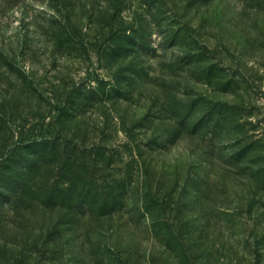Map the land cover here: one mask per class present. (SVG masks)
Listing matches in <instances>:
<instances>
[{"label": "rangeland", "instance_id": "rangeland-1", "mask_svg": "<svg viewBox=\"0 0 264 264\" xmlns=\"http://www.w3.org/2000/svg\"><path fill=\"white\" fill-rule=\"evenodd\" d=\"M24 72L34 109L106 94L87 159L16 188L0 159V264H264V0H0V82Z\"/></svg>", "mask_w": 264, "mask_h": 264}, {"label": "trees", "instance_id": "trees-1", "mask_svg": "<svg viewBox=\"0 0 264 264\" xmlns=\"http://www.w3.org/2000/svg\"><path fill=\"white\" fill-rule=\"evenodd\" d=\"M126 31L130 34H125V46L120 49L123 53L116 51L117 58L123 55L124 51L135 49L139 42L142 44L145 40L135 31L131 35V29ZM134 75L135 73L131 71L125 80L130 81ZM119 78L121 79L116 77V81H119ZM34 81L33 76L24 72L20 79L16 78L15 84L3 85L0 82V159L10 161L15 153L24 154V163L19 169H13L11 176L6 179L8 188L20 186L19 183L33 171L46 172L47 165L52 161H82L87 159L88 154H93L94 150L89 153L87 151L89 138L86 133L88 132L81 129L82 127L77 126V129L72 127L76 124L80 111L85 110L92 103L104 102L106 94L104 87L103 89H100L102 87L87 88V86L82 88L80 87L82 85H78L79 88L76 87L77 89L71 91L69 89L61 97L49 98L48 103H42L34 109L31 104L32 95L34 90H38V84ZM99 82L103 84L101 80ZM9 87L14 90L10 92L7 89ZM117 95V97L123 96L121 92ZM205 124V121H199L197 128H202ZM72 130L74 133H71ZM6 172L10 174L9 170ZM13 172L15 175L12 176ZM258 177L264 186V170L258 173ZM168 230L169 233H165V237H171L172 241H176L171 228ZM184 246L185 244L182 243V250H185ZM209 262L208 257L207 260L204 257L193 260L186 258L185 264H211Z\"/></svg>", "mask_w": 264, "mask_h": 264}]
</instances>
